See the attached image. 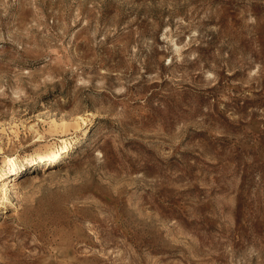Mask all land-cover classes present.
I'll use <instances>...</instances> for the list:
<instances>
[{
	"label": "rangeland",
	"instance_id": "374dc122",
	"mask_svg": "<svg viewBox=\"0 0 264 264\" xmlns=\"http://www.w3.org/2000/svg\"><path fill=\"white\" fill-rule=\"evenodd\" d=\"M0 264H264V0H0Z\"/></svg>",
	"mask_w": 264,
	"mask_h": 264
},
{
	"label": "bare ground",
	"instance_id": "6f19581e",
	"mask_svg": "<svg viewBox=\"0 0 264 264\" xmlns=\"http://www.w3.org/2000/svg\"><path fill=\"white\" fill-rule=\"evenodd\" d=\"M87 135L88 134H87V130H86L84 132V135H81V136L79 135L77 137H74L71 140L64 142L62 145L58 146L57 148L45 149V150H43V151H41L35 155H33V154L27 155V157H28V159H31L34 163H36V162H43V163L56 162L58 159H63L66 155L65 153L69 152L71 147H73L74 144L79 143L80 140L85 138ZM10 162H11L10 165L12 166V170L14 171L17 162H16V160H11ZM11 183H12V180L6 182L4 184V187L6 189H8L10 187Z\"/></svg>",
	"mask_w": 264,
	"mask_h": 264
}]
</instances>
